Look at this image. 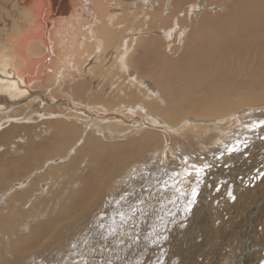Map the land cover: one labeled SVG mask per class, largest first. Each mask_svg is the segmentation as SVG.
<instances>
[{
  "label": "bare ground",
  "instance_id": "obj_1",
  "mask_svg": "<svg viewBox=\"0 0 264 264\" xmlns=\"http://www.w3.org/2000/svg\"><path fill=\"white\" fill-rule=\"evenodd\" d=\"M164 4L0 0V264H159L196 188L163 264H264V0Z\"/></svg>",
  "mask_w": 264,
  "mask_h": 264
},
{
  "label": "rangeland",
  "instance_id": "obj_2",
  "mask_svg": "<svg viewBox=\"0 0 264 264\" xmlns=\"http://www.w3.org/2000/svg\"><path fill=\"white\" fill-rule=\"evenodd\" d=\"M200 1H204V0H200ZM171 5V0H170V4H164V5H162V7L164 8V7H167L168 8V6H170ZM218 7V6H217ZM171 9V8H170ZM169 10V9H168ZM209 11H211V10H207V12H209ZM214 13V12H213ZM245 169H246V167H245ZM247 170V169H246ZM200 172V171H199ZM198 174H200V173H198ZM249 179H246L245 181H246V183H247V185H246V183L244 182V183H242L243 185H245V188L244 187H242L243 188V190L241 191L242 193H248V194H246L245 196L246 197H248V199H249V197H250V199H249V203H248V205H250V204H252V205H254V202H255V204L257 203V200L259 201L260 200V198L258 199V197H262L263 198V196H264V180H263V182L261 181L260 182V184L257 182V181H254V176H249L248 177ZM254 178V179H253ZM249 180H252V181H249ZM249 183H248V182ZM208 182V181H207ZM253 182V183H252ZM213 183V181H211V184ZM250 183H252V184H250ZM258 184V185H257ZM251 185V186H250ZM254 186V187H253ZM262 186V187H261ZM247 187V188H246ZM256 187V188H255ZM258 187V188H257ZM221 188H223V187H221ZM218 189V188H217ZM250 189H251V192H253V194H254V196L253 195H250ZM193 190H195L194 192L192 191V189H191V192H192V194L190 193V192H188L187 193V191H186V196H190L189 197V200H187L185 197H183L182 199L183 200H179V201H176L175 202V204L178 202V204L177 205H175V204H173V200L175 199L174 197H173V195L171 196H168L167 198H165V201L168 203V205H170V206H168V208H169V210L165 207V209H166V211H165V209H164V212H168V222H166V224H163L164 226V228H165V226H166V228L165 229H167V232H169V233H167V235H168V237H169V235L174 231V229H175V227H176V225H177V222H175V221H177V220H180L179 221V223H178V229L181 231L183 228H184V226H186V230L187 229H189V227H188V223H186V222H188V218H184V216H186V210L185 209H187V206L190 204V203H196L197 202V197L199 196V193L197 194L196 192H198L199 191V188L197 189H193ZM254 190V191H253ZM257 190V191H256ZM259 190V191H258ZM262 190V191H261ZM225 191V192H224ZM230 191V192H229ZM239 191H240V189H239ZM246 191V192H245ZM236 192V190L235 189H230V190H228V188L227 189H225V188H223V190H221V193H220V195H217V196H219V197H221V198H223V194H224V200L225 199H227L226 201L229 203V202H231V203H229V204H232L233 203V198L235 197V195H234V193ZM250 192V193H249ZM257 193L256 195H255V193ZM206 193V192H205ZM205 193H204V195H205ZM228 193V194H227ZM260 193H262L261 195H259ZM189 194V195H188ZM222 194V195H221ZM226 194V195H225ZM230 194V195H229ZM248 195V196H247ZM225 196H226V198H225ZM233 196V197H232ZM258 196V197H257ZM171 197H172V199H171ZM232 197V199H230ZM229 198V199H228ZM254 198H255V201H253L254 200ZM167 199V200H166ZM186 199V200H185ZM257 199V200H256ZM171 201H172V203H171ZM183 202H184V205H183ZM188 204H187V203ZM186 203V204H185ZM221 203H223L222 202V200L220 201V204ZM171 204H173V205H171ZM179 205V206H178ZM174 208H173V207ZM178 206V207H177ZM233 207V206H232ZM170 208H172L173 209V211H171L172 209H170ZM175 208H176V210H175ZM181 210V211H180ZM183 210V211H182ZM185 211V212H184ZM171 212V213H170ZM183 212H184V214H183ZM234 212V210H232V213ZM178 215V216H177ZM233 215H234V213H233ZM179 216H181L180 218H179ZM174 217V218H173ZM172 218V219H171ZM178 218V219H177ZM170 220H171V223H170ZM173 220V221H172ZM175 222V223H174ZM170 223V224H169ZM173 223V224H172ZM192 226H194V225H192ZM200 227V228H199ZM209 227V225H205V226H197V231H196V229L195 230H193V229H191L192 230V234H191V240H192V242L193 243H195V242H197V241H203V240H205V239H207V237L209 236L210 238H211V236H212V234H211V232H210V230H207V229H210V227ZM164 228L162 229V231H160L159 233H158V235H157V237H154L151 241H149V243H147V250H146V252L147 251H149V252H151V254H155V256H154V258L156 257H158L159 259H160V262H159V264H163V260H164V255H165V253L164 252H166V247H167V245H164L163 243L164 242H166V241H163L162 243H156V241H157V238H159V237H161L162 239L161 240H166V237H165V235H162L163 233L162 232H164V231H166V230H164ZM169 228H172V230H170ZM207 228V229H206ZM205 229H206V231H205ZM164 230V231H163ZM199 230V231H198ZM172 231V232H171ZM205 232H206V234H205ZM210 233V235H209V233ZM159 236V237H158ZM165 237V238H164ZM208 237V239H210ZM159 245V246H158ZM153 247V248H152ZM161 247H163L162 249H161ZM150 248V249H149ZM156 248V249H155ZM151 250V251H150ZM156 250V251H155ZM163 250V251H162ZM162 251V252H161ZM211 253V252H210ZM204 254H206V252L204 253ZM204 254H202V255H204ZM142 255H143V257H144V254H142V252H139L138 254H137V256H139L140 258H143L142 257ZM201 255V256H202ZM196 259H197V257H196V255H194V256H192V257H190V260L186 263V264H195L197 261H196ZM162 260V261H161ZM256 262H258V261H256ZM263 263H264V259H263ZM262 264V263H261Z\"/></svg>",
  "mask_w": 264,
  "mask_h": 264
}]
</instances>
